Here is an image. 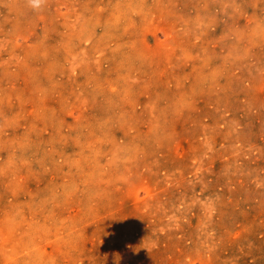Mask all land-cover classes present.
I'll use <instances>...</instances> for the list:
<instances>
[{
  "label": "rangeland",
  "instance_id": "1",
  "mask_svg": "<svg viewBox=\"0 0 264 264\" xmlns=\"http://www.w3.org/2000/svg\"><path fill=\"white\" fill-rule=\"evenodd\" d=\"M0 264H264V0H0Z\"/></svg>",
  "mask_w": 264,
  "mask_h": 264
},
{
  "label": "clouds",
  "instance_id": "2",
  "mask_svg": "<svg viewBox=\"0 0 264 264\" xmlns=\"http://www.w3.org/2000/svg\"><path fill=\"white\" fill-rule=\"evenodd\" d=\"M27 2L32 9L39 10L45 3V0H27Z\"/></svg>",
  "mask_w": 264,
  "mask_h": 264
},
{
  "label": "bare ground",
  "instance_id": "3",
  "mask_svg": "<svg viewBox=\"0 0 264 264\" xmlns=\"http://www.w3.org/2000/svg\"><path fill=\"white\" fill-rule=\"evenodd\" d=\"M167 32V31H166ZM170 35V34H169ZM176 124V123H175ZM153 126V125H152ZM169 128V127H168ZM152 134V133H151ZM155 139V138H154ZM160 139H161V137H160ZM159 142V141H158ZM164 149V148H163ZM136 194V193H135Z\"/></svg>",
  "mask_w": 264,
  "mask_h": 264
}]
</instances>
